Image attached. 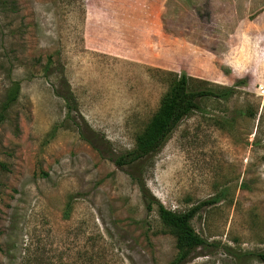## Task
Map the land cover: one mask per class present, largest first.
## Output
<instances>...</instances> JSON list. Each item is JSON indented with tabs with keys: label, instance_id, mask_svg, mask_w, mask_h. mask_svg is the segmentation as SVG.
Returning a JSON list of instances; mask_svg holds the SVG:
<instances>
[{
	"label": "rangeland",
	"instance_id": "obj_1",
	"mask_svg": "<svg viewBox=\"0 0 264 264\" xmlns=\"http://www.w3.org/2000/svg\"><path fill=\"white\" fill-rule=\"evenodd\" d=\"M169 72L246 80L201 102L143 170L170 210L213 200L189 221L203 243L183 264L264 250V0H0V264L171 262L173 235L111 160Z\"/></svg>",
	"mask_w": 264,
	"mask_h": 264
},
{
	"label": "trees",
	"instance_id": "obj_2",
	"mask_svg": "<svg viewBox=\"0 0 264 264\" xmlns=\"http://www.w3.org/2000/svg\"><path fill=\"white\" fill-rule=\"evenodd\" d=\"M168 75L167 87L159 99L158 107L135 134L132 148L112 157L111 160L118 167H128L127 173L137 185L146 209H151L154 205L161 226L173 235L176 255L169 264H183L192 256L196 247L203 243V239L192 229L189 221L199 208L213 203V200L204 199L183 211L170 210L150 196L142 178L143 170L178 123L192 112L201 109V102L207 99L226 101L236 91L235 88L244 85L246 80L236 79L231 86H199L193 78L184 74L169 72ZM241 111L245 117H253L255 114V109L249 103H246ZM232 122L233 118L228 121L218 119L216 123L222 128L224 124L232 126ZM234 257L236 264L249 257L264 263V250L234 254Z\"/></svg>",
	"mask_w": 264,
	"mask_h": 264
}]
</instances>
